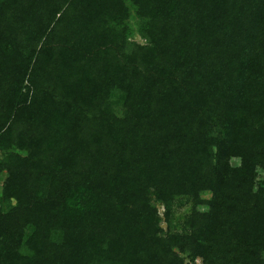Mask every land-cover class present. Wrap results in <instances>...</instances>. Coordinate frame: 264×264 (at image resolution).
I'll return each instance as SVG.
<instances>
[{"label":"trees","instance_id":"1","mask_svg":"<svg viewBox=\"0 0 264 264\" xmlns=\"http://www.w3.org/2000/svg\"><path fill=\"white\" fill-rule=\"evenodd\" d=\"M0 264H264V0H0Z\"/></svg>","mask_w":264,"mask_h":264},{"label":"rangeland","instance_id":"2","mask_svg":"<svg viewBox=\"0 0 264 264\" xmlns=\"http://www.w3.org/2000/svg\"><path fill=\"white\" fill-rule=\"evenodd\" d=\"M133 39L135 41L142 42V39H141V37L138 34H135ZM190 210H191L190 206H186L184 204L183 205H178L176 207L175 216H174L175 222H176L177 217H180V216L190 212ZM202 210H205V209L202 208ZM160 212H161V214H163V212H164V209L162 207L160 208ZM163 226L166 227L167 226L166 223H164Z\"/></svg>","mask_w":264,"mask_h":264}]
</instances>
